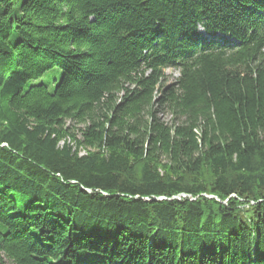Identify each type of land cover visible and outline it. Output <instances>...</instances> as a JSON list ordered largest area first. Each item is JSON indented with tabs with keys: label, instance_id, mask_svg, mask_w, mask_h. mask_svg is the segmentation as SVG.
<instances>
[{
	"label": "trees",
	"instance_id": "trees-1",
	"mask_svg": "<svg viewBox=\"0 0 264 264\" xmlns=\"http://www.w3.org/2000/svg\"><path fill=\"white\" fill-rule=\"evenodd\" d=\"M0 264H264V0H0Z\"/></svg>",
	"mask_w": 264,
	"mask_h": 264
},
{
	"label": "rangeland",
	"instance_id": "rangeland-1",
	"mask_svg": "<svg viewBox=\"0 0 264 264\" xmlns=\"http://www.w3.org/2000/svg\"><path fill=\"white\" fill-rule=\"evenodd\" d=\"M165 75H166L169 83H172L179 76V72L177 70L172 69V68H168L165 70ZM82 153H84V152H82Z\"/></svg>",
	"mask_w": 264,
	"mask_h": 264
}]
</instances>
